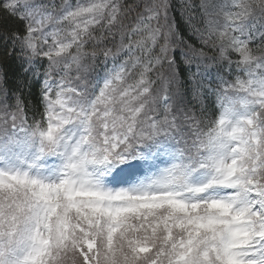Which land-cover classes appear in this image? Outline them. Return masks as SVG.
I'll list each match as a JSON object with an SVG mask.
<instances>
[{"label":"snow or ice","instance_id":"snow-or-ice-1","mask_svg":"<svg viewBox=\"0 0 264 264\" xmlns=\"http://www.w3.org/2000/svg\"><path fill=\"white\" fill-rule=\"evenodd\" d=\"M0 264H264V0H0Z\"/></svg>","mask_w":264,"mask_h":264}]
</instances>
